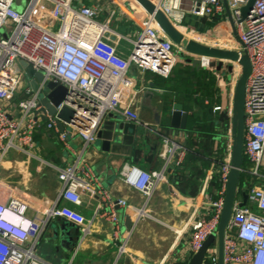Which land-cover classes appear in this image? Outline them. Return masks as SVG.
Wrapping results in <instances>:
<instances>
[{
  "label": "built area",
  "instance_id": "obj_1",
  "mask_svg": "<svg viewBox=\"0 0 264 264\" xmlns=\"http://www.w3.org/2000/svg\"><path fill=\"white\" fill-rule=\"evenodd\" d=\"M83 1L21 0L24 6L19 9L15 5L18 0H0V166L10 152L32 155L30 152L35 147L33 138L38 130L55 136L69 152L72 150L68 140L72 137L81 140L73 163L64 168L54 167L61 185L58 200L62 204L55 203L49 209L37 212L40 217L30 219L27 216L29 206L25 193L18 198L4 196V187L0 183V264H47L37 257L36 245L56 218L82 226L83 232H87L85 218L66 206H82L83 196L96 199L94 216L113 226L114 237L118 236L121 226L116 207L138 216L146 215L143 209L128 206L124 200L112 198L101 188L97 174L85 157L110 116L152 132L158 138L159 156L165 167L172 164L180 169L188 154V149L176 143L167 132L156 131L142 123L134 109L133 99L122 108L117 106L115 94L120 89L132 88L133 81L127 76L131 68L139 72L148 71L163 79L169 78L180 55L188 57L190 54L175 46L147 14L136 40L125 39L132 47L126 57H122L116 45L107 38L115 36L109 28V21H96L98 8L86 6ZM148 1L175 30H187L184 26L187 14L206 22L220 18L212 31L227 25L230 36L237 40L238 53L248 56L250 76L244 89L243 156L249 163L247 173L253 182L251 186L238 187L224 232L222 260L223 264H264V0H255L245 19L241 17V10L250 0H226L232 26L225 15L222 0H191L188 12L183 9L184 0ZM201 57V67L207 68L210 58ZM22 62L42 73L43 79L34 92L30 87L31 80L24 75ZM232 65L234 70L230 81L224 83L221 76L220 80L217 78L219 92L224 86L228 90L225 96L222 92L220 94L223 102L212 108L214 115H227V120L222 121L220 126L219 186L209 192L208 180H205L198 195L201 202L187 221L191 230V256L202 248L211 234H216L224 207L232 168V81L234 78L237 81L241 75V67L233 62ZM108 80L110 84L103 92ZM52 81L66 89L67 97L50 116L41 105V100L46 98V86ZM63 109L73 112L70 122L59 119L58 114ZM57 123L61 124L62 131L58 130ZM212 161L218 162L217 153ZM162 174L124 166L120 180L127 188L138 192L146 204L163 179ZM243 193L247 196L246 206L240 209ZM201 209H205L204 214ZM218 262L217 247L210 248L203 264Z\"/></svg>",
  "mask_w": 264,
  "mask_h": 264
},
{
  "label": "crops",
  "instance_id": "obj_2",
  "mask_svg": "<svg viewBox=\"0 0 264 264\" xmlns=\"http://www.w3.org/2000/svg\"><path fill=\"white\" fill-rule=\"evenodd\" d=\"M190 2L191 0L183 2V9L186 12ZM83 3L98 8L96 21L100 23L109 21V28L115 36L109 35L107 38L117 49L123 44L131 49V43L125 39L136 40L147 18L144 9L133 0H84ZM225 15L227 17L226 12ZM184 26L186 31L197 33H208L213 30L206 27L205 20L189 14L185 17ZM187 58L195 59L191 56ZM178 62L179 71L176 73L174 70L172 76L164 79L148 71L139 72L131 69L127 76L133 81V86L127 90H118L115 94V104L122 108L127 101L133 99L134 109L142 123L148 124L156 131L167 132L176 143L187 148L191 145L189 138L194 135L189 134L186 128L184 131L170 130L166 118L175 104L180 105L182 110L188 113V118L192 114L200 113L194 98L198 95L195 92L198 91L195 87L198 81L196 78L187 77L186 70L194 69L189 63L181 59H178ZM201 70H206L214 76L208 68L201 67L199 71ZM108 84L110 80L103 87V92L107 91ZM155 90L162 92L163 95L154 93ZM227 90L225 86L221 89L224 96ZM98 92L100 93V86ZM187 92H193V95L188 96ZM219 116L216 115L212 129L214 137L210 142V159L221 150L222 121H219ZM114 117L116 116H110L107 122ZM138 128L148 133L151 138H155L152 132L142 127ZM100 133H103V128ZM33 140L35 147L30 152L33 156L10 152L0 166V183L4 187V196L18 198L25 193L29 206L27 216L30 219L40 217L37 212L45 211L55 203L62 204L58 200L61 185L54 167L64 168L71 165L75 153H79L81 146V140L72 137L68 140L72 150L69 152L55 136L45 130L36 131ZM157 145L155 141L149 140L140 148L141 154L133 156L129 147L104 139L102 134L85 153L90 168L97 174L101 188L112 198L124 200L128 206L138 210L143 209L147 216H138L116 207L121 226L118 236L114 237L113 226L94 216L96 199L83 196L82 206H66L85 218L87 232H83L82 226L73 225L63 218H56L50 222L38 240L37 257L47 264L189 262L192 257L189 252L191 230L187 226V221L201 202L198 195L205 180H208L209 192L216 189L218 169L212 163L204 166L195 156L188 155L180 169L172 164L165 167ZM124 166H134L147 173L163 172V179L156 185L153 195L146 204L138 192L122 184L120 172ZM200 212L204 214L205 209H201ZM127 219H130L128 228L125 225ZM122 247L123 251H120ZM211 248H216V245Z\"/></svg>",
  "mask_w": 264,
  "mask_h": 264
},
{
  "label": "water",
  "instance_id": "obj_3",
  "mask_svg": "<svg viewBox=\"0 0 264 264\" xmlns=\"http://www.w3.org/2000/svg\"><path fill=\"white\" fill-rule=\"evenodd\" d=\"M135 1L142 9L150 15L153 20H155L162 31L169 38L172 43L183 49L186 53L193 56H203L217 61H229L236 63L241 67V75L238 78V81L234 87V98H233V117H232V129H233V144H232V156L231 163L232 166L228 181H227V190L224 197V207L219 220V226L216 234H211L203 244L202 248L195 253L189 260L188 264H203L204 257L207 251L214 245H216L218 250V264H223L222 252H223V238L224 232L228 225L230 219L232 208L234 206V198L236 196L238 187H239V177L242 170V161H243V136H244V99H245V84L250 76V63L248 56L245 54H239L238 52L224 51V50H211L209 48L198 45L194 42H188L182 35H180L169 23L165 17L157 12L154 6L148 0H133ZM255 0H250L248 5L241 10L242 19L246 18V15L252 8ZM227 17L232 26V19L229 17V12L227 9L226 0H223ZM180 59L189 63L192 68L197 71L201 68V61L199 59L187 58L183 54L180 55ZM21 66L24 70V75L26 78L30 79V87L34 92L37 89V85L42 81V73L36 72L29 64L22 62ZM211 68L215 67V63L210 64ZM221 67V62L218 63L216 70L219 71ZM230 68H228L229 72ZM153 87V84L150 85ZM46 98L41 100V105L48 112V115L53 116L55 113V107L59 105L61 101L66 99V89L56 82H51L46 86ZM156 94L163 95L162 92L154 91ZM150 96L153 94L149 93ZM59 119L65 122H70L73 118V112L63 109L59 114ZM168 128L170 130L184 131L187 124L188 113L182 110L180 105H173L170 113L167 114ZM227 120V115L221 113L219 116V121ZM57 128L59 131H62V126L60 123H57ZM104 139L113 140L121 143L125 147H129L132 151L133 156L140 155L142 150L141 147L146 145L147 141L153 140L158 144V138H151L142 130L140 131L137 126L131 123H125L122 119L114 117L109 122H106L103 127V133H99L98 138L102 136ZM158 146V145H157ZM247 196L246 193H243L242 201L239 208H244L246 206ZM130 220V219H129ZM129 220H126V227H130Z\"/></svg>",
  "mask_w": 264,
  "mask_h": 264
},
{
  "label": "trees",
  "instance_id": "obj_4",
  "mask_svg": "<svg viewBox=\"0 0 264 264\" xmlns=\"http://www.w3.org/2000/svg\"><path fill=\"white\" fill-rule=\"evenodd\" d=\"M219 20L220 18H215L206 22V27L208 29H214L218 25ZM186 75L188 78H196L198 81L195 86L198 90L195 92L198 93V95L197 97L194 96V98L198 111H200L199 114H192L187 120L186 130L189 134L194 135L189 138V144L191 145L187 147V155L189 157L195 156L204 166L212 163L218 169V163L221 160L222 148L217 152L218 162H213L209 157L211 152L210 142L214 137L212 129L214 128L216 119V115L213 114L212 108L223 102L221 101V92L217 89V79L213 78L206 70L197 71L196 69L191 68L186 70ZM190 95H193V92L188 93V96ZM188 109L189 108H187V110ZM241 166L243 172L239 177V186L240 188L251 186L250 184L253 181L251 176L247 173L250 166L245 156H243ZM218 186L217 181L216 188H218Z\"/></svg>",
  "mask_w": 264,
  "mask_h": 264
},
{
  "label": "rangeland",
  "instance_id": "obj_5",
  "mask_svg": "<svg viewBox=\"0 0 264 264\" xmlns=\"http://www.w3.org/2000/svg\"><path fill=\"white\" fill-rule=\"evenodd\" d=\"M16 8L22 9L24 4L21 3V0H18V2L15 3ZM183 34L187 35L188 37H191L194 39L195 43L198 45H202L203 47L209 48L211 50H224V51H232L237 53L238 49H237V45H236V39L232 38L230 36V28L227 25H222L218 28V30L212 31V32H208V33H197V32H190V31H183ZM3 34V32H2ZM223 41L227 42L224 43ZM129 51V48L127 46H125L124 44L122 45V47L120 46L118 48V52L120 53V55L123 53L125 57V55L127 54V52ZM122 54V55H123ZM121 55V56H122ZM195 59H199L202 58L201 56H193V55H189ZM205 61V60H204ZM221 62V67L220 70L217 71L216 67L218 66V63ZM207 68L209 70L212 71V73L215 74V79L219 78L221 76V80L222 82H228L231 80L232 77V71L234 70V67L232 65V62L229 61H217L214 59H209V62ZM211 63H215V67L211 68L210 64ZM180 63L177 61V63L175 64V67L173 69V71L175 70L176 73L179 71L178 67H179ZM228 68H230L229 72H228ZM134 70V68H131ZM173 71L171 73V76L173 74ZM240 77V76H239ZM220 80V78H219ZM218 81V79H217ZM238 81V80H237ZM236 79L234 78V80L232 81L233 86L235 87L236 84ZM220 82V81H219ZM220 144H222V140L220 142Z\"/></svg>",
  "mask_w": 264,
  "mask_h": 264
},
{
  "label": "bare ground",
  "instance_id": "obj_6",
  "mask_svg": "<svg viewBox=\"0 0 264 264\" xmlns=\"http://www.w3.org/2000/svg\"><path fill=\"white\" fill-rule=\"evenodd\" d=\"M176 31H177L180 35H182V37H184L188 42H194V43H195V41H194L193 38L188 37L187 35L183 34L182 29H181V30H180V29H177ZM223 42H224V43H227V42H225V41H223Z\"/></svg>",
  "mask_w": 264,
  "mask_h": 264
}]
</instances>
